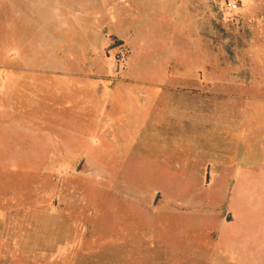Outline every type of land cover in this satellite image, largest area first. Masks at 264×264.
<instances>
[{
    "label": "rangeland",
    "instance_id": "rangeland-1",
    "mask_svg": "<svg viewBox=\"0 0 264 264\" xmlns=\"http://www.w3.org/2000/svg\"><path fill=\"white\" fill-rule=\"evenodd\" d=\"M262 207L264 0H0V264H208Z\"/></svg>",
    "mask_w": 264,
    "mask_h": 264
},
{
    "label": "crops",
    "instance_id": "crops-1",
    "mask_svg": "<svg viewBox=\"0 0 264 264\" xmlns=\"http://www.w3.org/2000/svg\"><path fill=\"white\" fill-rule=\"evenodd\" d=\"M264 213V207H262ZM237 220L221 222L229 228L234 226ZM258 229L256 236L229 235L216 236L209 242L208 264H264V221L254 223ZM213 246V247H211ZM212 248V249H211ZM213 251V252H212Z\"/></svg>",
    "mask_w": 264,
    "mask_h": 264
},
{
    "label": "built area",
    "instance_id": "built-area-1",
    "mask_svg": "<svg viewBox=\"0 0 264 264\" xmlns=\"http://www.w3.org/2000/svg\"><path fill=\"white\" fill-rule=\"evenodd\" d=\"M229 5L236 8L238 6V0H229Z\"/></svg>",
    "mask_w": 264,
    "mask_h": 264
},
{
    "label": "trees",
    "instance_id": "trees-1",
    "mask_svg": "<svg viewBox=\"0 0 264 264\" xmlns=\"http://www.w3.org/2000/svg\"><path fill=\"white\" fill-rule=\"evenodd\" d=\"M117 42H119V44H120V43H122V42H121V41H119V40H118Z\"/></svg>",
    "mask_w": 264,
    "mask_h": 264
}]
</instances>
